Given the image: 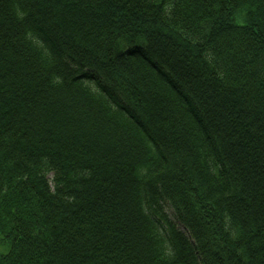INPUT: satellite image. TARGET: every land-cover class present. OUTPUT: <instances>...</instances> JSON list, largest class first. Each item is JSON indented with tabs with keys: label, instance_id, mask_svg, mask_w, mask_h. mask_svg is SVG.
Segmentation results:
<instances>
[{
	"label": "trees",
	"instance_id": "16d2710c",
	"mask_svg": "<svg viewBox=\"0 0 264 264\" xmlns=\"http://www.w3.org/2000/svg\"><path fill=\"white\" fill-rule=\"evenodd\" d=\"M0 264H264V0H0Z\"/></svg>",
	"mask_w": 264,
	"mask_h": 264
}]
</instances>
